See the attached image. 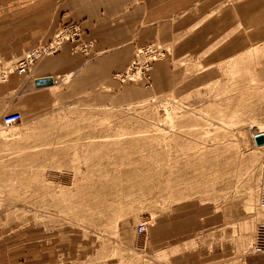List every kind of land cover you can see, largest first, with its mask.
<instances>
[{"label": "rangeland", "instance_id": "obj_1", "mask_svg": "<svg viewBox=\"0 0 264 264\" xmlns=\"http://www.w3.org/2000/svg\"><path fill=\"white\" fill-rule=\"evenodd\" d=\"M246 2L176 11L170 39L134 45L105 99L64 98L58 82L14 108L0 264H264L249 248L264 222V22L236 13Z\"/></svg>", "mask_w": 264, "mask_h": 264}, {"label": "crops", "instance_id": "obj_2", "mask_svg": "<svg viewBox=\"0 0 264 264\" xmlns=\"http://www.w3.org/2000/svg\"><path fill=\"white\" fill-rule=\"evenodd\" d=\"M200 1L0 0L2 65H10L23 50L47 40L53 28L62 22H79L83 28L81 38L93 41L92 54L88 57L71 53L70 44L65 43L57 53L35 62L28 73H9L6 81L0 82V108L2 100L10 111L41 100L38 93L45 86H35L34 81L43 77H51L52 83L59 82L64 98L78 99L89 94L90 98L103 95L105 99L113 73L128 64L133 46L169 40L176 30V22L171 21L175 12ZM258 1L261 0H248L235 11L242 18L250 7V23L264 22V11L256 5ZM261 5L263 9L264 0ZM262 31L264 26L252 34L260 35Z\"/></svg>", "mask_w": 264, "mask_h": 264}, {"label": "built area", "instance_id": "obj_3", "mask_svg": "<svg viewBox=\"0 0 264 264\" xmlns=\"http://www.w3.org/2000/svg\"><path fill=\"white\" fill-rule=\"evenodd\" d=\"M82 32L83 28L79 22L67 21L59 23L53 28L47 40H40L35 46L23 50L10 65L4 68L0 65V78L3 79L7 74L12 72L17 75L28 73L35 62L55 54L65 43L70 44L71 53H80L87 57L90 56L92 54L93 41L83 40L81 38ZM20 118V112L10 111L0 117V123L3 126H10L19 121ZM258 181L257 201L259 207L264 209V164L261 165ZM136 230L138 233L142 232L143 226L138 225ZM249 248L253 254L264 255V222L255 226Z\"/></svg>", "mask_w": 264, "mask_h": 264}, {"label": "water", "instance_id": "obj_4", "mask_svg": "<svg viewBox=\"0 0 264 264\" xmlns=\"http://www.w3.org/2000/svg\"><path fill=\"white\" fill-rule=\"evenodd\" d=\"M52 83L51 77L38 78L34 81L35 86H45ZM253 141L255 145L264 144V135L262 133H256L253 136Z\"/></svg>", "mask_w": 264, "mask_h": 264}, {"label": "bare ground", "instance_id": "obj_5", "mask_svg": "<svg viewBox=\"0 0 264 264\" xmlns=\"http://www.w3.org/2000/svg\"><path fill=\"white\" fill-rule=\"evenodd\" d=\"M260 146H264V144L260 145Z\"/></svg>", "mask_w": 264, "mask_h": 264}]
</instances>
